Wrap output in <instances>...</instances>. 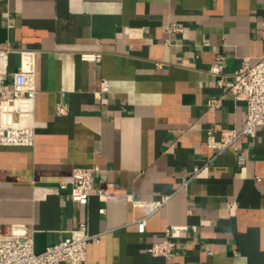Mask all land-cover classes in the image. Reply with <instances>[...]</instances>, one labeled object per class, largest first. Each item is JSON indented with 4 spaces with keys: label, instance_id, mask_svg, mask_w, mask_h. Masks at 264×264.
I'll list each match as a JSON object with an SVG mask.
<instances>
[{
    "label": "crops",
    "instance_id": "0c3cea01",
    "mask_svg": "<svg viewBox=\"0 0 264 264\" xmlns=\"http://www.w3.org/2000/svg\"><path fill=\"white\" fill-rule=\"evenodd\" d=\"M0 49L10 77L23 52L36 69L34 144L0 140V235L31 230L41 252L84 223L101 238L82 264H264V126L210 144L245 125L212 68L264 55V0H0ZM92 166L81 205L59 183Z\"/></svg>",
    "mask_w": 264,
    "mask_h": 264
},
{
    "label": "built area",
    "instance_id": "2783aa9c",
    "mask_svg": "<svg viewBox=\"0 0 264 264\" xmlns=\"http://www.w3.org/2000/svg\"><path fill=\"white\" fill-rule=\"evenodd\" d=\"M8 53V49H0V140L4 144L33 145L34 126L25 119L33 111L36 69L29 58L30 54L23 52L21 69L10 77ZM99 57V54L83 55L87 60ZM212 72L221 74L219 83L226 86L236 99L245 101L247 105L246 122L241 130L223 129L219 140L211 136V146L225 150L242 136L253 134L258 126H264V55L254 61H245L241 68L233 73L232 79H226L219 64L213 66ZM57 111L65 114L68 107L60 102ZM13 113H18V119H13ZM238 161L241 164L246 162V156L241 152H238ZM95 171V166L75 168L69 179L60 181L59 187L70 188L71 198L75 202L87 204L95 191L101 194V190L95 189ZM101 210L104 211V208ZM183 230L185 226L168 227L166 238L154 243L150 252L169 257L176 245L175 238ZM100 238L101 234L89 233L83 223L71 236L38 252L33 231L15 230L11 234L0 235V264H82L87 260L89 245L98 243Z\"/></svg>",
    "mask_w": 264,
    "mask_h": 264
}]
</instances>
